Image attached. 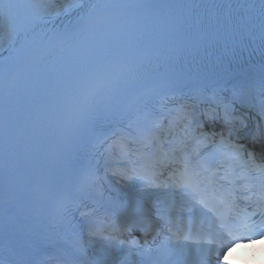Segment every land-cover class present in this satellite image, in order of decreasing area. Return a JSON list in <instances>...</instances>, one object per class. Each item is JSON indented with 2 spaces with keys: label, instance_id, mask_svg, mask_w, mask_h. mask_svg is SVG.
Instances as JSON below:
<instances>
[{
  "label": "snow or ice",
  "instance_id": "6c2138e0",
  "mask_svg": "<svg viewBox=\"0 0 264 264\" xmlns=\"http://www.w3.org/2000/svg\"><path fill=\"white\" fill-rule=\"evenodd\" d=\"M258 240L264 0H0V264Z\"/></svg>",
  "mask_w": 264,
  "mask_h": 264
},
{
  "label": "clouds",
  "instance_id": "9594fccd",
  "mask_svg": "<svg viewBox=\"0 0 264 264\" xmlns=\"http://www.w3.org/2000/svg\"><path fill=\"white\" fill-rule=\"evenodd\" d=\"M247 244V243H246ZM246 244H243V245H246ZM230 264H232V261H230Z\"/></svg>",
  "mask_w": 264,
  "mask_h": 264
}]
</instances>
